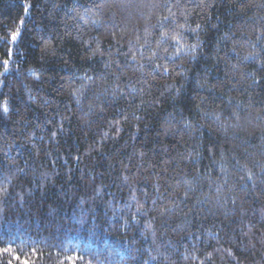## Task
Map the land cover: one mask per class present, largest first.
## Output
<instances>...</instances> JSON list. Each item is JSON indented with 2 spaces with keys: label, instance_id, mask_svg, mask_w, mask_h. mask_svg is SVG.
<instances>
[{
  "label": "trees",
  "instance_id": "obj_1",
  "mask_svg": "<svg viewBox=\"0 0 264 264\" xmlns=\"http://www.w3.org/2000/svg\"><path fill=\"white\" fill-rule=\"evenodd\" d=\"M0 264H264V0H0Z\"/></svg>",
  "mask_w": 264,
  "mask_h": 264
},
{
  "label": "snow or ice",
  "instance_id": "obj_2",
  "mask_svg": "<svg viewBox=\"0 0 264 264\" xmlns=\"http://www.w3.org/2000/svg\"><path fill=\"white\" fill-rule=\"evenodd\" d=\"M25 12L27 13V8H25ZM23 24V21H21V25ZM19 35V30L17 31V33H15V34H13V36H12V39L13 40H16V38H17V36ZM7 38H5V40H6ZM5 63H7V62H5ZM5 111H7V108L5 107V109H4Z\"/></svg>",
  "mask_w": 264,
  "mask_h": 264
}]
</instances>
